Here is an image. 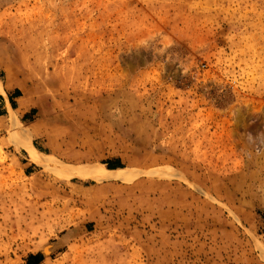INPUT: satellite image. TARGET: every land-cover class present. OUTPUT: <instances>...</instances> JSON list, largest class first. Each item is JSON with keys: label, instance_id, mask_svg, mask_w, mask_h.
I'll list each match as a JSON object with an SVG mask.
<instances>
[{"label": "rangeland", "instance_id": "1", "mask_svg": "<svg viewBox=\"0 0 264 264\" xmlns=\"http://www.w3.org/2000/svg\"><path fill=\"white\" fill-rule=\"evenodd\" d=\"M0 83V264H264V0H0Z\"/></svg>", "mask_w": 264, "mask_h": 264}, {"label": "bare ground", "instance_id": "2", "mask_svg": "<svg viewBox=\"0 0 264 264\" xmlns=\"http://www.w3.org/2000/svg\"><path fill=\"white\" fill-rule=\"evenodd\" d=\"M0 89H2L1 88V83H0ZM15 117H16L15 111L13 109H11V115H10V118H9L10 121L12 122L11 124H14L15 122H17ZM18 137H19V140L21 141V143H24L28 147V149L30 151V155L32 156V158L34 160L40 158V156H38L37 153H36L35 146L28 139L25 131H20ZM44 161L47 162L46 159H44ZM74 171L76 173L82 175L83 177H89V178H92V179H95V180H105V179H111V178L128 179V177H130L128 175L131 174V173L128 174V172L130 170L127 172L125 170V167L110 169V168H106V167L105 168L101 167V166H99L97 164L92 165V166L90 165V166L77 167V168H74ZM136 173L135 174L132 173V175L134 176V175H136Z\"/></svg>", "mask_w": 264, "mask_h": 264}, {"label": "crops", "instance_id": "3", "mask_svg": "<svg viewBox=\"0 0 264 264\" xmlns=\"http://www.w3.org/2000/svg\"><path fill=\"white\" fill-rule=\"evenodd\" d=\"M19 94L16 93L14 88H6L3 86V92H0V116L5 115L9 112V109H13L14 103L17 102ZM10 107V108H9ZM28 165H32L28 162ZM44 258V254L41 251L29 253L26 256V263L27 264H38Z\"/></svg>", "mask_w": 264, "mask_h": 264}, {"label": "trees", "instance_id": "4", "mask_svg": "<svg viewBox=\"0 0 264 264\" xmlns=\"http://www.w3.org/2000/svg\"><path fill=\"white\" fill-rule=\"evenodd\" d=\"M117 165H115V164H111V165H108V168H110V169H113L114 167H116ZM107 168V167H106ZM117 168V167H116Z\"/></svg>", "mask_w": 264, "mask_h": 264}]
</instances>
